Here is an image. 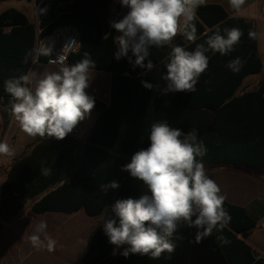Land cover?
Listing matches in <instances>:
<instances>
[{"label":"trees","instance_id":"obj_1","mask_svg":"<svg viewBox=\"0 0 264 264\" xmlns=\"http://www.w3.org/2000/svg\"><path fill=\"white\" fill-rule=\"evenodd\" d=\"M36 2L38 26L31 23L24 12L17 9H9L0 14V120L3 121L4 127L7 128L12 119L9 112L12 98L5 91L4 82L30 70L38 29H41V36L66 25L79 31L82 45L77 53L69 57L68 64L76 63L83 58L85 51L89 52L95 61L94 70L105 71L112 76L111 103L107 106L94 97L93 110L97 113V118L87 143L81 149V155L69 157L62 148L64 143H55L52 138L47 137H39L34 144L27 147L24 157L12 164L2 186L4 200L1 204V215L6 217L4 212L8 210L14 211L12 215H16L21 209L22 204L17 199L24 196L25 191L20 192L17 185L36 181L39 188L36 193H40L60 181H49L48 176L42 177L41 161H46L44 167L56 166L58 169L67 164L69 169H72L71 180L45 195L32 206V210L35 213H75L84 208L90 216L103 215L81 258L83 264H131V257L135 259L134 264H170L174 252L171 258L167 252L159 259L140 255H129L125 258L119 254L123 248L116 249L104 233L103 223L114 218L111 206L117 200L138 198L148 193L143 182L131 177L129 172L122 171V167L130 162L136 151L148 147L150 126L158 121H167L170 126L185 133L193 128L197 129L198 139L204 141L208 150L202 158L203 163L264 167V81L259 91L235 96L243 80L247 76L258 74L263 68L258 56L257 37L249 36L250 31L256 32L255 23L229 17L221 5L201 4L193 20L197 39L188 41L179 34L174 38L173 44L193 51L197 44L204 43L217 28L223 34L224 28L232 27L242 31L240 42L228 55L207 53L208 69L200 76L195 92L161 94L165 87L161 77L166 72L161 61L169 56L170 47L162 56L156 54L154 48L150 50V59L156 65L151 71L139 68L133 70L126 58L117 61L114 57L116 30L110 27V21L114 20L112 7H116L115 12H127L126 8L121 7L120 0ZM41 9H47V12L42 13ZM5 28H9V32H6ZM155 50L160 52L161 49ZM237 57L241 59L243 66L238 72H233L226 65ZM47 58L48 56L40 55L39 61L46 62ZM141 80L152 83L153 89L143 87ZM242 104L260 106L239 108ZM30 149H33V152L28 154ZM112 181L118 182L117 189H109L107 193L98 190L99 185ZM223 207L231 217L225 232L239 236V242L245 248L244 239L256 228V219L247 209L233 205L227 200L224 201ZM190 230L188 264H198L203 256L198 245L203 247L207 241L205 237L197 243V230ZM175 236L176 234L173 239L176 243ZM114 249L117 251L115 256ZM220 256L223 258L221 253ZM250 264H264V261L261 259Z\"/></svg>","mask_w":264,"mask_h":264},{"label":"clouds","instance_id":"obj_2","mask_svg":"<svg viewBox=\"0 0 264 264\" xmlns=\"http://www.w3.org/2000/svg\"><path fill=\"white\" fill-rule=\"evenodd\" d=\"M204 0H120L127 12L120 19L110 21V27L119 35L114 37L117 61L126 58L133 70L151 71L156 65L150 59L151 49L171 48L169 56L161 61L166 72L161 79L165 87L161 94L196 91L200 76L207 71V53L228 55L243 35L239 28H224L223 34L217 28L204 43L197 44L193 51L173 44L174 38L182 34L186 40L195 41L196 27L193 23L197 8ZM230 7L239 12L245 0H228ZM47 12V9H41ZM256 32H249L251 38ZM40 55L50 56L45 46ZM27 62V60L25 61ZM53 63L56 69L37 73L29 70L18 77L4 82L5 91L11 96L9 109L11 117L28 136L65 139L87 117L95 107V98L88 89L95 61L87 51L74 64L58 56ZM239 57L226 65L233 72L242 68ZM143 71V75H144ZM141 84L148 90L154 85L147 80ZM198 130L187 133L174 128L167 121L151 124L146 148L136 151L122 171L143 182L148 193L138 198L117 200L112 206L114 218L104 221L103 230L109 243L119 254L148 256L159 259L165 252L175 251L174 235L180 225L197 230V243L214 231H222L231 217L223 207L226 197L219 185L209 177L202 158L207 154L203 140L198 139ZM15 150L5 141H0V156L12 157ZM41 174L51 175V168L44 167ZM118 182L101 184L98 190L107 193L117 189ZM47 222L40 220L27 237L36 250L53 252L57 240L47 232ZM175 236V240H182ZM217 239L228 243L223 236ZM117 251L114 249L113 255Z\"/></svg>","mask_w":264,"mask_h":264},{"label":"crops","instance_id":"obj_3","mask_svg":"<svg viewBox=\"0 0 264 264\" xmlns=\"http://www.w3.org/2000/svg\"><path fill=\"white\" fill-rule=\"evenodd\" d=\"M202 4L221 5L229 17L251 20L255 23L258 44V56L263 63V68L258 74L247 76L242 85L236 91L235 96L240 97L246 93L260 90L264 81V0H245L242 9L237 12L233 10L228 0H204ZM17 9L24 12L29 21L36 26L39 24L38 4L36 0H2L0 1V14L9 10ZM125 11L116 12L114 19L122 16ZM9 28H5L9 32ZM116 35L119 33L116 32ZM161 49V48H160ZM154 52L158 55L167 53V50ZM31 70L39 73L53 71L56 67L49 66L46 62H36L30 67ZM91 84L88 92L95 98L104 102L107 106L111 103V81L112 76L105 71L94 70L91 73ZM258 107L259 104L249 105ZM246 104L239 105V108L249 107ZM97 113L92 110L89 117L80 122L78 126L63 140L52 138L53 142L64 143V151L69 157L81 155L82 147L87 143L89 133L95 123ZM3 121L0 120V141H7L15 150L12 157L0 156V264H83L81 258L86 251L90 236L103 219V215L90 216L84 208L75 213L47 211L35 213L32 206L45 195L55 191L67 180H71L72 169L65 164L58 169L51 168L49 181L60 179L55 184L45 188L42 192L36 193L39 188L37 182L17 185L20 192L25 194L19 197L22 207L15 214L8 210L1 215V204L4 200L2 186L7 179L12 164L24 157L27 147L34 144L39 136L31 137L24 133L17 122L12 118L6 128L13 130L11 134L2 133ZM28 154L33 149L28 150ZM42 154V153H41ZM38 154V155H41ZM205 169L210 178L215 180L221 189V194L226 197L229 203L247 209L248 213L257 221V226L251 235L244 239L246 247L240 244L239 236H232L222 231H214L211 236L205 238L207 243L201 247L202 259L198 264H250V262L264 261V167L255 168L240 164H220L204 162ZM69 172V173H67ZM66 174V175H64ZM44 175H42L43 177ZM45 177V176H44ZM47 222V232L57 240L55 251L36 250L28 242L27 237L34 231L38 221ZM176 235L182 236V240H176V248L170 264H188V253L191 247V230L189 227L180 225ZM215 235V237L213 236ZM216 236H223L228 243L217 240ZM219 249V250H218ZM116 250V249H115ZM223 255V258L220 256ZM131 264L135 259L131 257ZM162 264H169L167 262Z\"/></svg>","mask_w":264,"mask_h":264},{"label":"built area","instance_id":"obj_4","mask_svg":"<svg viewBox=\"0 0 264 264\" xmlns=\"http://www.w3.org/2000/svg\"><path fill=\"white\" fill-rule=\"evenodd\" d=\"M81 45L80 33L73 26L66 25L59 27L45 36H41V29H38L35 54L31 66L36 62H39V49L42 46L51 50V55L48 56L46 63L49 66L56 67L53 63L54 59L58 56H63L65 62L68 63L69 57L72 54L77 53L81 48Z\"/></svg>","mask_w":264,"mask_h":264},{"label":"rangeland","instance_id":"obj_5","mask_svg":"<svg viewBox=\"0 0 264 264\" xmlns=\"http://www.w3.org/2000/svg\"><path fill=\"white\" fill-rule=\"evenodd\" d=\"M112 10H113V15L116 13L115 11H116V7L115 6H113L112 7ZM124 14V13H123ZM168 48L169 47H167V46H165V47H163V48H161L162 50H168ZM3 126V125H2ZM3 128V130L1 131L3 134L4 133H9V134H11V136H13V130H9V131H7V129L3 126V127H1V129Z\"/></svg>","mask_w":264,"mask_h":264}]
</instances>
